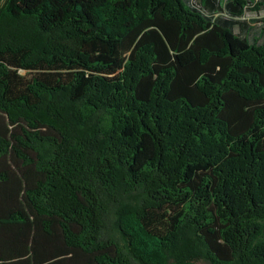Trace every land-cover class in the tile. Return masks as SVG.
I'll return each instance as SVG.
<instances>
[{"label":"trees","instance_id":"1","mask_svg":"<svg viewBox=\"0 0 264 264\" xmlns=\"http://www.w3.org/2000/svg\"><path fill=\"white\" fill-rule=\"evenodd\" d=\"M218 4L0 0V264H264V42Z\"/></svg>","mask_w":264,"mask_h":264},{"label":"rangeland","instance_id":"2","mask_svg":"<svg viewBox=\"0 0 264 264\" xmlns=\"http://www.w3.org/2000/svg\"><path fill=\"white\" fill-rule=\"evenodd\" d=\"M199 5L202 0H194ZM218 8L214 11H206L209 15H213L216 18L229 19L228 13L225 12L224 6L229 0H218ZM247 6L244 8L243 16L236 19L237 25L234 26V33L243 37L246 36L250 41L253 37L259 40V43L264 42V0H253L258 2V10H254V4L249 3L247 0ZM260 3V4H259ZM262 3V4H261Z\"/></svg>","mask_w":264,"mask_h":264}]
</instances>
